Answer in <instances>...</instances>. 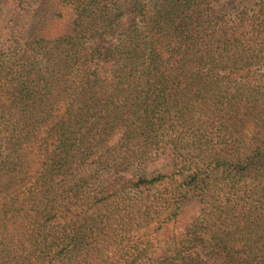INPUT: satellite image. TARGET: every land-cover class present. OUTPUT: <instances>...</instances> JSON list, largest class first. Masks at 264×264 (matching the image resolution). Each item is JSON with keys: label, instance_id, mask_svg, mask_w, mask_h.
Here are the masks:
<instances>
[{"label": "trees", "instance_id": "16d2710c", "mask_svg": "<svg viewBox=\"0 0 264 264\" xmlns=\"http://www.w3.org/2000/svg\"><path fill=\"white\" fill-rule=\"evenodd\" d=\"M0 264H264V0H0Z\"/></svg>", "mask_w": 264, "mask_h": 264}]
</instances>
